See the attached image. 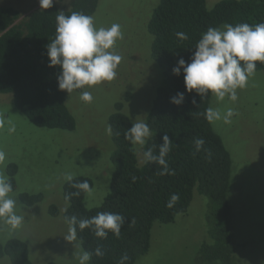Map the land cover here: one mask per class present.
<instances>
[{"label": "trees", "instance_id": "16d2710c", "mask_svg": "<svg viewBox=\"0 0 264 264\" xmlns=\"http://www.w3.org/2000/svg\"><path fill=\"white\" fill-rule=\"evenodd\" d=\"M98 1L70 0L67 9L54 3L53 7L34 10L19 21L18 10L12 6H0V93L12 94L16 108L34 125L68 131L74 129L75 119L66 104L70 93L58 89L60 66H48L46 46L54 38L58 11L64 10L65 15L83 11L92 16ZM259 22H264V0H218L211 7L207 0H158L147 29L152 35L151 57L159 69L160 83L146 115L145 122L152 135L143 145L142 154L151 147L153 155L158 156L162 137L167 134L172 146L165 159L174 174L159 175L163 166L155 161L145 162V157L143 164L139 165L134 145L124 136L133 122L121 111L123 104L118 102L116 111L108 118L115 150L111 155L110 189L102 203L86 208L83 204L86 192L72 187L76 181L87 180L92 188L90 177H73L72 182L66 181L63 185V199L67 204L63 218L66 222V218L72 215L83 219L100 211L118 212L124 216L119 238L109 231L108 237L101 239L92 229L77 227V238L90 254L87 264H121L124 254L129 258L123 264H134L149 250L153 224L173 222L177 214L186 212L194 191L208 198L209 240L201 244V261L235 264L229 200L231 155L203 115L209 107L211 93L206 97H200L195 91L188 93L183 72L174 75L172 68L181 57L189 60L201 33L208 27ZM176 32H185L189 38L181 41ZM257 70L264 71V63L256 62ZM177 92L185 93V100L179 106L169 102ZM130 97L127 95L126 100ZM193 98L196 104L192 103ZM197 138L205 141L199 151L195 143ZM206 150L211 151L210 159ZM16 171V165H8L7 176L13 189ZM77 191L80 195L69 199L70 194ZM172 193H178L180 199L168 208L166 204ZM20 198L32 205L39 202L42 195L22 193ZM51 210L57 213L54 207ZM97 247L103 252L102 256L96 255ZM3 256H7L11 264H33L27 244L18 238L0 242V258Z\"/></svg>", "mask_w": 264, "mask_h": 264}, {"label": "rangeland", "instance_id": "374dc122", "mask_svg": "<svg viewBox=\"0 0 264 264\" xmlns=\"http://www.w3.org/2000/svg\"><path fill=\"white\" fill-rule=\"evenodd\" d=\"M216 1L207 0V5L211 7ZM55 3L67 9L70 0ZM157 3L98 1L92 14L94 24L97 28L121 25L124 38L115 48L122 60L114 80L82 90L92 93L91 103L79 99L81 91L67 95L66 104L75 119L73 130L34 125L16 108L12 94L0 93V116L5 119V126L0 128V149L6 153L0 171L7 175L8 165H16L15 187L9 195L16 200L14 211L24 218L17 228L0 220V242L11 238L24 241L33 264H79L78 256L85 251L80 241L64 239L68 229L63 218L67 207L63 199L65 176L70 173L91 178L92 192H86L83 200L86 208L99 206L109 192L115 144L107 132L108 118L121 102V111L133 123L145 121L160 83L159 69L151 57L152 35L147 29ZM0 6L18 10L17 21L40 9L38 0H0ZM237 92L236 102L227 97L217 102L211 94L209 106L222 112L231 107L237 115L231 124H210L232 160L229 200L235 264H264V71L257 70L247 87ZM127 95L131 96L128 100ZM7 121L15 125L14 132L8 131ZM142 147L134 145L139 165L144 162ZM22 193H40L42 199L28 205L20 198ZM207 211L208 198L194 191L186 212L177 214L173 222L153 224L149 250L134 264H221L200 259L201 244L209 240ZM0 264L11 262L3 256Z\"/></svg>", "mask_w": 264, "mask_h": 264}, {"label": "clouds", "instance_id": "9594fccd", "mask_svg": "<svg viewBox=\"0 0 264 264\" xmlns=\"http://www.w3.org/2000/svg\"><path fill=\"white\" fill-rule=\"evenodd\" d=\"M57 0H38L41 9L53 7ZM54 38L48 43L47 57L49 67L59 65L60 71L57 75L58 89L72 93L77 89L96 86L105 81H112L117 77V69L121 63L122 56L116 51L115 45L118 40L124 38L121 25L113 23L109 27H96L94 17L83 11H72L65 15L64 10L58 11L55 17ZM176 37L181 41L187 40L188 34L176 32ZM256 62L264 63V22L254 25L249 23H225L220 27H208L202 32L197 40L194 51L189 60L180 58L172 68L174 75L179 76L183 72L185 90L188 93L195 91L200 97H206L209 93L215 96L217 102L238 100L237 89H244L248 85L249 78L256 73ZM79 99L84 103H91L93 96L90 91H81ZM185 100L184 92H177L169 98V102L177 106ZM196 104L195 98L192 100ZM209 123L222 121L231 124L232 117L237 115L236 111L229 107L223 112L219 108L209 106L203 113ZM8 131L14 132L15 125L11 121ZM5 126V119L0 116V128ZM107 132L111 134V126ZM152 135L147 122L141 120L132 123L131 127L124 133L125 139L133 145H145ZM159 155H153L149 147L143 153L145 162L155 161L163 166L159 175L174 174L170 169L165 156L171 151L172 141L167 134L162 137ZM197 151L205 141L197 138ZM207 158H211V151L206 150ZM6 159V153L0 149V163ZM65 179L73 181L72 174H66ZM135 181L136 177L133 176ZM72 187L91 194L92 189L87 180L76 181ZM13 191L11 179L0 171V220L11 225L12 228L19 227L23 222V216L14 211L16 200L9 193ZM80 191L73 192L71 196H79ZM180 199L178 193H172L167 201L166 207L172 208ZM67 235L65 240L71 242L77 239V227L80 230L90 228L96 237L106 239L109 231L119 238L124 216L118 212L100 211L96 215L78 219L76 215L67 217ZM135 221L133 220V223ZM97 256L103 252L96 248ZM129 257L124 254L121 264ZM79 264H86L90 260L87 251L78 256Z\"/></svg>", "mask_w": 264, "mask_h": 264}]
</instances>
